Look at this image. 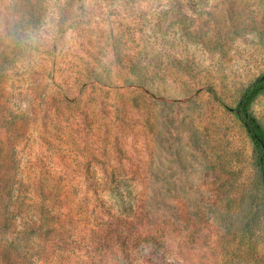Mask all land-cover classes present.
I'll list each match as a JSON object with an SVG mask.
<instances>
[{"label": "rangeland", "instance_id": "obj_1", "mask_svg": "<svg viewBox=\"0 0 264 264\" xmlns=\"http://www.w3.org/2000/svg\"><path fill=\"white\" fill-rule=\"evenodd\" d=\"M263 73L264 0H0V264H264Z\"/></svg>", "mask_w": 264, "mask_h": 264}, {"label": "trees", "instance_id": "obj_2", "mask_svg": "<svg viewBox=\"0 0 264 264\" xmlns=\"http://www.w3.org/2000/svg\"><path fill=\"white\" fill-rule=\"evenodd\" d=\"M264 91V73L256 78L242 94L234 111L244 124L258 151V163L262 170L264 182V125L251 111L254 99Z\"/></svg>", "mask_w": 264, "mask_h": 264}]
</instances>
